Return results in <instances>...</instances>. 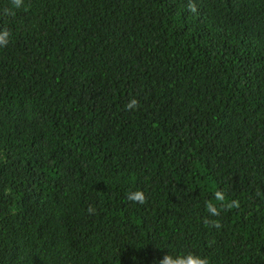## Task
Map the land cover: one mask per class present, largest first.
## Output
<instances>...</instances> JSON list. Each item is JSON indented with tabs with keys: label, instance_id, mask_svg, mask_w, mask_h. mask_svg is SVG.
Listing matches in <instances>:
<instances>
[{
	"label": "trees",
	"instance_id": "trees-1",
	"mask_svg": "<svg viewBox=\"0 0 264 264\" xmlns=\"http://www.w3.org/2000/svg\"><path fill=\"white\" fill-rule=\"evenodd\" d=\"M0 30V264H264V0H0Z\"/></svg>",
	"mask_w": 264,
	"mask_h": 264
},
{
	"label": "clouds",
	"instance_id": "clouds-1",
	"mask_svg": "<svg viewBox=\"0 0 264 264\" xmlns=\"http://www.w3.org/2000/svg\"><path fill=\"white\" fill-rule=\"evenodd\" d=\"M14 5L20 6L22 3V0H13ZM192 11H195V8H191ZM9 35L10 33L7 30H0V47L5 46L9 42ZM138 105V101L133 98L127 105L126 107L129 109L134 108L135 106ZM217 199H223V196L221 193H216ZM127 199L130 201H136L139 202L140 204L145 203L146 201V196L145 194L137 190L135 192H130L127 196ZM231 206H238L237 202L233 201ZM210 210L214 214H218L217 210L209 205ZM89 211H92L91 208H89ZM217 227L219 226L218 224L216 225ZM160 264H208L207 259H202L200 257L194 256L192 254H189L187 257H177L173 259L171 256L165 255L163 259L160 261Z\"/></svg>",
	"mask_w": 264,
	"mask_h": 264
}]
</instances>
